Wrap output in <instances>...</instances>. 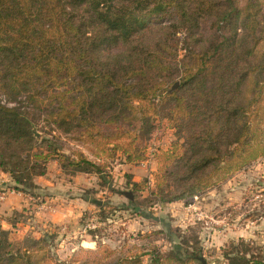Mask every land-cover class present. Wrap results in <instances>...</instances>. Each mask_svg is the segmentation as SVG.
<instances>
[{
  "label": "trees",
  "instance_id": "16d2710c",
  "mask_svg": "<svg viewBox=\"0 0 264 264\" xmlns=\"http://www.w3.org/2000/svg\"><path fill=\"white\" fill-rule=\"evenodd\" d=\"M209 24L203 51L189 42L185 58L167 56L181 30L199 44ZM23 94L59 130H79L96 160L37 149L30 112L19 104ZM162 113L184 138L157 154L162 201H186L264 157V0H0V166L15 188H40L34 176L46 175L51 159L72 174L101 178L118 153L129 163L146 160L144 142ZM147 183L131 181L135 191ZM171 230V244L174 236L180 242L169 253L105 250V258L179 263L185 236ZM51 236L14 242L0 223V264L52 262ZM186 241L201 245L198 233ZM231 247L228 264H264L244 239ZM186 251L188 260L200 259Z\"/></svg>",
  "mask_w": 264,
  "mask_h": 264
},
{
  "label": "rangeland",
  "instance_id": "374dc122",
  "mask_svg": "<svg viewBox=\"0 0 264 264\" xmlns=\"http://www.w3.org/2000/svg\"><path fill=\"white\" fill-rule=\"evenodd\" d=\"M208 26L199 44L193 39L185 40L186 33L181 30L177 34V45L174 44L173 49L170 45L167 48V56L172 57L175 52L178 59L185 58L187 51L184 48L189 42L193 49L203 51L205 48L201 44L209 45L206 40L210 39L211 25ZM179 80L180 77H176L169 91L179 86ZM2 99L6 101L5 96ZM19 104L30 112L39 139L37 149L46 152L48 146H53L68 156L83 152L91 160H96L94 144L79 139V130L68 133L59 130L49 122L46 111L37 109V100L31 101L24 94L19 98ZM168 106H165L166 111ZM155 125L150 139L144 142L146 160L129 163L123 154L118 153L115 159L106 161L104 178L96 173L72 174L64 170L59 161L51 159L46 176L41 180L34 176V182L40 188L23 191L13 186L12 175L0 166V176L6 180L0 183V187L15 188L21 193L19 196L29 199L26 211L12 209L0 216L2 227L10 230L11 240L18 242L27 235L40 238L52 234L48 245L53 260H42L40 264H111L115 255L105 258L108 254L105 250H114L118 253L116 256L149 252L155 247L169 253L180 242L174 236L171 244L169 236L173 229L176 234L185 236V244L180 243L184 248L182 259L172 264H228L226 250H231L232 243L237 244L241 239L250 245L249 250L264 259V216L261 217L264 212V157L186 201H162L155 180L157 154L178 140L184 142V138H180L163 113L156 118ZM144 179L148 180L146 187L135 191L131 181ZM167 186L166 194V190L175 187L174 183L169 188ZM18 195L0 202V206ZM100 205L104 207L102 210ZM41 207L46 208V212L62 208L60 211L67 213V220L62 223L40 222L41 214L36 211ZM9 221L11 226L6 224ZM24 228L27 229L25 233ZM92 231L95 234H91ZM197 233L201 245L198 242L193 249L194 244L186 240L191 241ZM199 247L201 249L196 251ZM186 249L200 259L188 260ZM149 258L144 256L145 263Z\"/></svg>",
  "mask_w": 264,
  "mask_h": 264
},
{
  "label": "crops",
  "instance_id": "0c3cea01",
  "mask_svg": "<svg viewBox=\"0 0 264 264\" xmlns=\"http://www.w3.org/2000/svg\"><path fill=\"white\" fill-rule=\"evenodd\" d=\"M46 176V175H45ZM44 176H39L38 179H42ZM36 179V181L39 183V184H42L40 182V180ZM2 181H6V180H3V176H0V183ZM43 185V184H42ZM29 199L27 198H23L21 196H17L16 198H14V200L12 199H9L7 201V203L3 204L0 206V216L2 214H6L8 213L10 210L12 209H18V210H22V211H25L26 210V207H27V203ZM62 210V208H60ZM60 209H58L57 207L54 209V211H51L49 210L48 212H46V208H38L36 213H40L41 215H39V220L40 222H48V221H51L53 223H62V222H65L67 220V213L64 212V211H60ZM5 223V222H4ZM7 225L11 226L12 223L11 221H9V223H6ZM26 228H24L23 230V233L26 232Z\"/></svg>",
  "mask_w": 264,
  "mask_h": 264
},
{
  "label": "built area",
  "instance_id": "2783aa9c",
  "mask_svg": "<svg viewBox=\"0 0 264 264\" xmlns=\"http://www.w3.org/2000/svg\"><path fill=\"white\" fill-rule=\"evenodd\" d=\"M21 193H17V191L15 190V188H2L0 187V202L4 201L5 199L9 198L12 195H18Z\"/></svg>",
  "mask_w": 264,
  "mask_h": 264
},
{
  "label": "water",
  "instance_id": "95a60500",
  "mask_svg": "<svg viewBox=\"0 0 264 264\" xmlns=\"http://www.w3.org/2000/svg\"><path fill=\"white\" fill-rule=\"evenodd\" d=\"M173 89H175V86L173 87ZM173 89H172V90H170V92H172V91H173ZM34 131H35V130H34ZM35 135H36V136H38V134H37V132H36V131H35ZM127 194H128V195H130V197H131V198H133V196H132V195H131L129 192H128Z\"/></svg>",
  "mask_w": 264,
  "mask_h": 264
}]
</instances>
